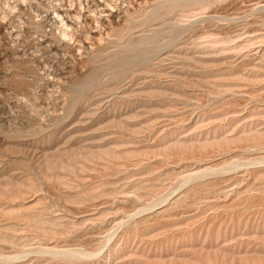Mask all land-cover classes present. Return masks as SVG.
<instances>
[{"label":"rangeland","instance_id":"obj_1","mask_svg":"<svg viewBox=\"0 0 264 264\" xmlns=\"http://www.w3.org/2000/svg\"><path fill=\"white\" fill-rule=\"evenodd\" d=\"M0 264H264V0H0Z\"/></svg>","mask_w":264,"mask_h":264}]
</instances>
